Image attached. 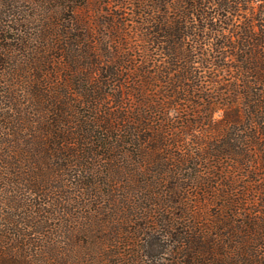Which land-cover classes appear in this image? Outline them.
<instances>
[{
	"label": "trees",
	"instance_id": "trees-1",
	"mask_svg": "<svg viewBox=\"0 0 264 264\" xmlns=\"http://www.w3.org/2000/svg\"><path fill=\"white\" fill-rule=\"evenodd\" d=\"M0 264H264V0H0Z\"/></svg>",
	"mask_w": 264,
	"mask_h": 264
}]
</instances>
